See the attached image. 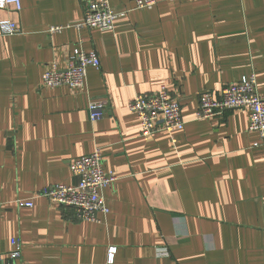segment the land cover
Here are the masks:
<instances>
[{"label":"crops","instance_id":"0c3cea01","mask_svg":"<svg viewBox=\"0 0 264 264\" xmlns=\"http://www.w3.org/2000/svg\"><path fill=\"white\" fill-rule=\"evenodd\" d=\"M91 0H22L0 9L22 31L0 33V264H264V146L249 111L198 119L199 98L255 75L264 96V0H109L128 11L112 30L79 27ZM51 26H63L50 32ZM96 51L87 86L48 88L75 49ZM166 85L185 128L142 134L129 109ZM90 99L104 104L91 120ZM102 148L117 176L99 222L38 193L74 185L72 161ZM32 199V207L18 200ZM116 247L114 260L110 248Z\"/></svg>","mask_w":264,"mask_h":264},{"label":"built area","instance_id":"2783aa9c","mask_svg":"<svg viewBox=\"0 0 264 264\" xmlns=\"http://www.w3.org/2000/svg\"><path fill=\"white\" fill-rule=\"evenodd\" d=\"M135 9H150L159 0H134ZM14 8L21 11L22 0H0V9ZM128 11L115 12L109 0H91L85 8L84 21L79 27L112 30L115 21L127 16ZM63 26H51L50 32H61ZM22 31L21 26L0 14V33L12 36ZM100 69L101 59L96 51L87 52L77 48L71 54L64 68L53 63L45 71L42 86L56 88L68 86L83 89L87 86L88 68ZM129 109L136 113L144 136L158 131L183 130L186 121L182 115V105L172 97L166 85L153 92L137 93L129 103ZM246 109L249 111V129L259 133L260 140L256 146H264V96L257 89V79L253 74L238 82L225 86L219 96L211 91H204L199 98L198 119H211L224 114L227 110ZM89 112L91 120L104 116V104L97 99H90ZM71 170L78 178L74 185L54 184L43 188L38 194L62 206L72 207L83 220L99 222V213L108 214L110 209L103 195L104 188L113 184L117 176L105 167L102 148L97 147L90 154L75 158ZM20 207H32L30 200H18ZM11 251L4 264H14L21 257L22 245L17 238L11 239ZM117 248H110L109 259L112 262Z\"/></svg>","mask_w":264,"mask_h":264}]
</instances>
